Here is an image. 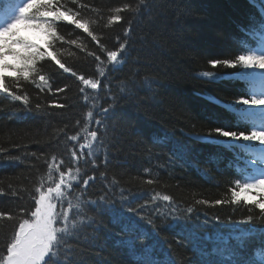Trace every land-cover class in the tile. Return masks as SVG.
<instances>
[{
    "label": "trees",
    "instance_id": "16d2710c",
    "mask_svg": "<svg viewBox=\"0 0 264 264\" xmlns=\"http://www.w3.org/2000/svg\"><path fill=\"white\" fill-rule=\"evenodd\" d=\"M139 2L81 0V3L88 5L87 9H80L82 15L97 21L91 28L103 36L110 48L118 47L116 37L123 38L127 22L132 21L130 48L126 50L125 62L108 77L112 93L121 97L105 137L109 144L108 178L119 182L117 191L119 187L130 190L129 199L134 202L133 206L150 201L159 192L172 196L181 212L193 207V213H185L188 217L186 222L191 226L207 221L208 227L199 230L201 236L205 231L209 234L216 231L228 233L234 224L253 216L252 222L240 223V227L261 230L253 233L248 241L249 251L258 261L264 251V219H260L259 210L244 203L213 206L216 200H231V188L236 180L243 182L242 177L247 172L239 164L251 159L250 156L241 147L230 149L201 144L191 137L211 127H232L235 130L234 117L218 102L234 103L240 97L248 96L247 85L230 77L210 82L201 78V74L205 71H241L239 68L223 67L213 70L208 61L235 59L239 54H246L247 46H242V42L249 37L243 29L259 23L264 0H151L147 9L140 13L121 12L124 19L120 23L110 28L104 27L107 17L113 14L115 8L125 4L136 8ZM60 3H66L74 10L77 8L71 0H60ZM27 29L32 30V27L19 26V35L23 37L22 31ZM35 30L42 36V41L37 44L48 48L46 32L43 29ZM57 32L65 40L76 39L89 50H96L95 42L70 23L58 22ZM252 39L257 46L264 42L258 30H255ZM55 47L61 49L60 58L66 66L72 67L78 74L95 76V62L86 52L75 45L61 42H56ZM70 52L75 55H69ZM42 63L44 71L51 77L54 93L55 89L63 88L66 84L70 87L62 93L41 94L40 100L45 108L41 112L35 111L38 90L29 82L21 81L19 94L27 92L31 111L21 102H13L0 93V148L8 150L0 154V187L6 191L9 184L17 189L31 188L38 173L46 171L45 159H50L53 153L67 159L64 135L57 133L67 125L65 131L69 135L74 134L78 130L74 127L76 121L83 122L91 105V101H84L83 94L79 92L81 85L75 77L63 73L53 61L45 60ZM7 75L12 77L15 73L8 71ZM4 82L16 91L11 79ZM88 91L92 92L90 89ZM209 97L215 98L216 102ZM53 101L67 103L68 108H48ZM98 102L104 101L98 99ZM154 137L163 143L154 144ZM67 143L71 145V142ZM183 146L190 147L184 152ZM33 153L36 155L33 156ZM9 154L20 159L9 162L6 159ZM146 169L148 172H145ZM104 170L100 167L95 172L97 181L95 187L90 188L94 196L99 195L103 187L99 172ZM92 174L89 165L88 175ZM150 178L155 180L152 185L146 183ZM24 195L27 201L26 193ZM197 200H207L209 204H196ZM18 203H21L19 195H0V211L12 210ZM166 203L156 201L155 205L146 209L150 218L155 220L154 225L138 217L137 222L149 233L156 231L155 239L163 249L157 253L161 260L167 256L176 264H200V257L191 250V244L178 235L179 225L175 229L169 228L170 219L153 214L155 206H159L162 212L168 211ZM100 221L99 231L88 228L86 238H81L79 250L85 264H134L127 249L116 244L117 240L124 238L120 226L113 224L107 213L101 215ZM184 222L181 220V223ZM151 242L138 243L137 247Z\"/></svg>",
    "mask_w": 264,
    "mask_h": 264
},
{
    "label": "snow or ice",
    "instance_id": "6c2138e0",
    "mask_svg": "<svg viewBox=\"0 0 264 264\" xmlns=\"http://www.w3.org/2000/svg\"><path fill=\"white\" fill-rule=\"evenodd\" d=\"M71 3L77 5L75 10L66 3H60V0H0V93L5 94L13 102H21L31 111L27 92L19 94L22 88L21 81L29 82L38 90L35 111H45L40 100L41 94L62 93L70 87L66 84L53 92L51 77L44 71L42 63L50 60L63 73L75 77L81 85L79 92L83 94L84 101L86 103L91 101L83 122L76 121L74 127L78 130L74 134L69 135L65 131L67 125L57 133L64 135L67 159L56 153H53L50 159H45L46 171L38 173L37 179L29 189H17L11 184L8 185L7 191L0 187V195L12 197L19 195L21 201L12 210L0 211V264H85L83 254L79 250L81 238L85 237L88 228L99 231L100 217L103 213L111 217L113 224L120 226L124 238L117 240L116 244L127 249L134 264H176L175 260L167 256L165 260L158 257L157 253L163 249L160 242L155 239L156 231L147 232L136 219L138 217L139 220L154 225L155 220L150 218L146 209L155 205L156 201L167 202L165 207L168 211L162 212L159 206H155L153 214L165 220L170 219L172 222L167 225L169 228L175 229L179 225L178 235L191 244V250L200 257V264H264V251L257 261L248 247L252 234L261 230L255 227H240V223L252 222L253 216L234 224L228 233L216 231L209 234L205 231L201 236L199 230L208 227L207 221L201 225L191 226L186 222L188 217L185 213H193V207L190 206L181 212L172 196L161 195L159 192H156L150 201L133 206L134 202L129 199L130 190L119 187L117 191L119 182L114 178L111 180L108 178L109 144L105 137L108 134L109 121L115 114L121 97L112 93L108 77L118 71L125 62L126 50L130 48L132 21L127 22L128 27L124 29L123 38L116 37L118 47L110 48L104 42L103 36L96 34L91 28L97 21L82 15L80 9H87L88 5L81 3V0H71ZM150 4L151 0H140L136 8L129 4L117 7L113 14L107 17L104 27L110 28L113 24L120 23L124 19L121 12L140 13L150 7ZM261 11L259 23L250 24L243 29L245 35L249 37L247 41L242 42V46H247L246 54H239L235 59L208 61L213 70L223 67L239 68L241 71L235 73L205 71L201 74V78L210 82L230 77L247 85L248 96H242L234 103L218 102L220 107L234 117L235 130L232 127H211L206 132L194 133L191 138L196 143L230 149L237 147L248 149L249 145H252L254 159L247 161V166L262 174L243 182L236 180L235 186L230 190L231 200H216L213 206L222 203L237 205L244 203L258 209L260 219H264V150L258 153L254 151L257 144L264 146V71H249L264 70V42L257 46L256 41L252 39L255 30L264 35V10ZM61 21L83 30L91 41L95 42L96 50H89L76 39L65 40V37L57 32V23ZM20 25L43 29L49 37L48 48H42L33 41L21 37ZM56 42L75 45L77 49L86 52L88 57H92L96 65L95 76L78 74L72 67L66 66L60 58L61 49L55 47ZM69 55L75 53L70 52ZM8 58L17 63H9ZM8 71L15 75L8 77ZM6 79L13 81L16 91L4 82ZM89 89L92 90L91 93ZM101 90L104 92L103 97ZM98 99H103L104 102H98ZM209 99L216 102L215 98ZM48 108L66 109L68 104L53 101L49 103ZM67 142H71V145L69 146ZM153 143L159 144L163 141L154 137ZM189 147L183 146L182 151L186 152ZM7 152V149L0 148V154ZM6 159L13 162L20 158L9 154ZM258 162L261 165L259 168ZM89 165L93 170L92 175H88ZM100 167L105 169L99 172V180L103 187L100 194L94 196L90 188L95 187L97 181L95 172L99 171ZM146 183L152 185L155 180L150 178ZM24 193L30 203L25 201ZM253 194L258 199L253 197ZM196 204L207 205L209 201L197 200ZM181 220L185 222L181 223ZM148 240L152 242L137 247L138 243Z\"/></svg>",
    "mask_w": 264,
    "mask_h": 264
},
{
    "label": "rangeland",
    "instance_id": "374dc122",
    "mask_svg": "<svg viewBox=\"0 0 264 264\" xmlns=\"http://www.w3.org/2000/svg\"><path fill=\"white\" fill-rule=\"evenodd\" d=\"M22 36L28 40L33 41L36 44L39 43L40 41H42L41 40L42 36L40 35V32L38 30H36V31L24 30V31H22ZM8 62L17 63L16 61H13L11 58H8ZM249 71L260 72V71H264V70L255 69V70H249Z\"/></svg>",
    "mask_w": 264,
    "mask_h": 264
},
{
    "label": "bare ground",
    "instance_id": "6f19581e",
    "mask_svg": "<svg viewBox=\"0 0 264 264\" xmlns=\"http://www.w3.org/2000/svg\"><path fill=\"white\" fill-rule=\"evenodd\" d=\"M263 1V0H262Z\"/></svg>",
    "mask_w": 264,
    "mask_h": 264
}]
</instances>
